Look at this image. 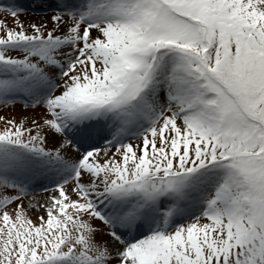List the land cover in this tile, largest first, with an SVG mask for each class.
Wrapping results in <instances>:
<instances>
[{"label": "snow or ice", "instance_id": "6c2138e0", "mask_svg": "<svg viewBox=\"0 0 264 264\" xmlns=\"http://www.w3.org/2000/svg\"><path fill=\"white\" fill-rule=\"evenodd\" d=\"M0 13V264H264V0Z\"/></svg>", "mask_w": 264, "mask_h": 264}, {"label": "rangeland", "instance_id": "374dc122", "mask_svg": "<svg viewBox=\"0 0 264 264\" xmlns=\"http://www.w3.org/2000/svg\"><path fill=\"white\" fill-rule=\"evenodd\" d=\"M0 2H3V0H0ZM17 2L19 4H21L22 6H30L32 4L33 0H17ZM4 15L5 14L0 13V17H3ZM30 18L34 19L35 17L32 15V9L29 7L28 13H21V19L28 20ZM9 23H11L10 19H9ZM28 111L30 112L31 109H29ZM36 196H37V198H42L44 196V194L43 193H37Z\"/></svg>", "mask_w": 264, "mask_h": 264}, {"label": "bare ground", "instance_id": "6f19581e", "mask_svg": "<svg viewBox=\"0 0 264 264\" xmlns=\"http://www.w3.org/2000/svg\"><path fill=\"white\" fill-rule=\"evenodd\" d=\"M42 196V195H41Z\"/></svg>", "mask_w": 264, "mask_h": 264}]
</instances>
